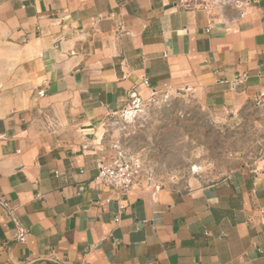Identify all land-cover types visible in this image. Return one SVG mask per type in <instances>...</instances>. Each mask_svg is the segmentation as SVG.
Masks as SVG:
<instances>
[{
  "label": "crops",
  "instance_id": "obj_1",
  "mask_svg": "<svg viewBox=\"0 0 264 264\" xmlns=\"http://www.w3.org/2000/svg\"><path fill=\"white\" fill-rule=\"evenodd\" d=\"M168 89L262 100L264 0H0V264H264V158L179 189L96 181L109 118Z\"/></svg>",
  "mask_w": 264,
  "mask_h": 264
},
{
  "label": "rangeland",
  "instance_id": "obj_2",
  "mask_svg": "<svg viewBox=\"0 0 264 264\" xmlns=\"http://www.w3.org/2000/svg\"><path fill=\"white\" fill-rule=\"evenodd\" d=\"M240 1L189 0L230 16ZM102 143L101 158L141 162L143 185L179 189L193 179L215 183L263 160L264 98L218 112L184 89L147 91L109 118Z\"/></svg>",
  "mask_w": 264,
  "mask_h": 264
},
{
  "label": "built area",
  "instance_id": "obj_3",
  "mask_svg": "<svg viewBox=\"0 0 264 264\" xmlns=\"http://www.w3.org/2000/svg\"><path fill=\"white\" fill-rule=\"evenodd\" d=\"M40 95H43V92ZM142 166L140 161L131 162L125 157H104L98 162L96 181H99L102 185L109 187L116 193L129 192L134 187L143 185L144 182L141 180L143 173ZM83 191L84 187H81L80 192ZM25 235L26 231H21L17 238L24 240Z\"/></svg>",
  "mask_w": 264,
  "mask_h": 264
},
{
  "label": "bare ground",
  "instance_id": "obj_4",
  "mask_svg": "<svg viewBox=\"0 0 264 264\" xmlns=\"http://www.w3.org/2000/svg\"><path fill=\"white\" fill-rule=\"evenodd\" d=\"M135 97H136V96H135ZM126 114H127V115H130L131 113H130V112H129V113L127 112Z\"/></svg>",
  "mask_w": 264,
  "mask_h": 264
}]
</instances>
